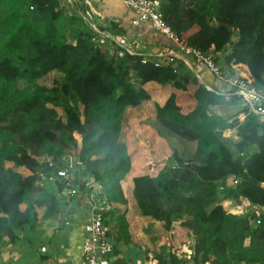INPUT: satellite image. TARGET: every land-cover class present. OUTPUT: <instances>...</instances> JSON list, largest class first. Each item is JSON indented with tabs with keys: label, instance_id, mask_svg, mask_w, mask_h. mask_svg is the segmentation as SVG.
<instances>
[{
	"label": "trees",
	"instance_id": "16d2710c",
	"mask_svg": "<svg viewBox=\"0 0 264 264\" xmlns=\"http://www.w3.org/2000/svg\"><path fill=\"white\" fill-rule=\"evenodd\" d=\"M183 3L161 1L181 38L223 66L247 65L264 90V0ZM95 36L62 0H0V241L17 243L18 231L59 208L45 178L63 193L57 168L67 167L85 175L84 187L101 181L112 203L127 204L130 188L153 240L148 219L189 230L185 254L164 237L144 250L157 264H264V122L246 107L243 121L229 122L212 111L225 96L187 66L144 63ZM148 100L155 118L126 117ZM253 145L258 151L246 157ZM118 212H105L115 221V257L133 243L128 213Z\"/></svg>",
	"mask_w": 264,
	"mask_h": 264
},
{
	"label": "crops",
	"instance_id": "0c3cea01",
	"mask_svg": "<svg viewBox=\"0 0 264 264\" xmlns=\"http://www.w3.org/2000/svg\"><path fill=\"white\" fill-rule=\"evenodd\" d=\"M66 2L71 4L70 7H67ZM196 2L197 0H184L183 4L185 7H196ZM62 5L66 12L71 15L83 16L97 37L104 39L108 46L123 44L127 46L128 50H125L128 52L161 62L167 60L166 56L170 55V50L177 53L178 56L172 42L152 28L148 22H139L138 24L132 22L135 14L125 0H62ZM214 49L215 46L213 45L211 50ZM123 52L124 50L120 53ZM175 63L182 72H188L184 69L187 66L188 73L200 77L209 90H211L210 87L217 88L219 86L213 75L203 66L195 64L194 61L190 60L188 64L186 61L176 59ZM231 67L242 76L249 77L250 75L249 68L243 63L233 64ZM225 69L229 71L231 68L225 66ZM186 107L188 111L192 104H186ZM136 108H138L137 113L133 115H128V112L134 108H127L126 117L141 114H147L153 118L156 116L155 104L152 100L145 101ZM244 108L245 104L237 96H225V100L214 105L212 111L227 118L229 122L233 120L241 122L247 115ZM235 130L228 129L226 131H229L230 134L226 131L225 134L231 136L234 133L232 137L236 139L238 136ZM257 151L256 145L251 146L245 152L246 157ZM78 175H74L76 182L83 188L82 182L86 177L82 173ZM45 181L48 187L52 184L54 190L57 191L60 202L59 208L46 217L36 228L26 227L18 231L20 239L17 243H12L9 240L0 241V264H81L83 243L87 233L85 223L91 218L87 202L83 195L74 199L66 193V190L62 193L54 184V179L45 178ZM127 192V204L113 203L109 211L113 209H117L118 213L127 211L133 243L130 246H122V250L119 253L117 252L116 257L113 253L111 256L112 262L114 264H126L127 262L129 264L157 263L152 259V253L144 252V250L146 251L150 247L159 248L156 243L160 240H154L155 244H153L151 235L145 233L144 220L134 194L130 188ZM257 209V207L251 208L253 211ZM259 209L264 211V207ZM107 221H109L107 223L109 230H115L114 219L107 217ZM152 221L153 219L148 220L149 223ZM149 223L147 228L154 231L156 237L165 236L166 244L178 248L180 255L188 251L186 244L189 241V234L186 228L179 229V235L184 234L186 236L185 243L180 245L181 240L173 239L171 243L167 241L166 234L159 230L158 225L160 224L158 223L160 222L156 221V224L150 226ZM171 231L175 233L176 238L177 233L174 232L175 230L172 229ZM150 243L153 246H150ZM42 246L47 247L46 251H42Z\"/></svg>",
	"mask_w": 264,
	"mask_h": 264
},
{
	"label": "built area",
	"instance_id": "2783aa9c",
	"mask_svg": "<svg viewBox=\"0 0 264 264\" xmlns=\"http://www.w3.org/2000/svg\"><path fill=\"white\" fill-rule=\"evenodd\" d=\"M131 7L135 16L132 19L134 24L139 22H148L152 28L165 36L175 46L177 53L170 50L167 63H172L176 66V59L186 61L190 60L195 64L206 68L213 77L218 81L217 88L210 87L211 90L225 96H237L245 104L260 121L264 122V90L257 87L248 77L238 74L233 68L225 69L219 61L216 60L212 51H204L201 48L187 43L181 38L177 31L165 20L162 9V0H125ZM93 40L104 42V39L93 37ZM108 45V44H107ZM111 51L121 52L127 46L115 45L109 46ZM148 58H144L143 62H147ZM156 65L160 61L155 62ZM50 165L56 167V163L49 161ZM57 176L62 180L67 194L74 199L84 196L87 206L91 212V218L85 223L86 236L83 243V258L81 264H114L111 259V253L115 248L114 240L108 235V224L105 212L110 210L113 203L108 200L105 193V188L101 181H93L84 189L76 182L75 176L67 167H58ZM238 181L235 180V183ZM261 222L257 220V224ZM42 251H46L47 247L42 246ZM126 264H129L127 262ZM157 264V263H152ZM187 264H193L192 261ZM205 264V263H203ZM208 264V263H206Z\"/></svg>",
	"mask_w": 264,
	"mask_h": 264
},
{
	"label": "rangeland",
	"instance_id": "374dc122",
	"mask_svg": "<svg viewBox=\"0 0 264 264\" xmlns=\"http://www.w3.org/2000/svg\"><path fill=\"white\" fill-rule=\"evenodd\" d=\"M80 4V3H79ZM66 5H67V7L69 6V5H71V4H69V3H67L66 2ZM70 7V6H69ZM71 11V10H70ZM70 14V13H69ZM58 24V26L60 27V29H64L65 27H66V25H67V21L65 20V19H62V20H59V22L57 23ZM134 109H131L129 112H128V115H133V114H135V113H137V109L138 108H136V107H133ZM237 114V113H236ZM228 134H230L229 133V131H226ZM234 135V133L231 135V137ZM65 190H66V188H65ZM66 193H67V190H66ZM149 220V219H148ZM151 220V219H150ZM151 224H156L154 221H152V222H150L149 223V226L151 225ZM158 224H160V225H158L159 226V230H161V232H164L165 234H166V236H167V241H169V243H171L172 241H173V239H175V240H181L180 241V245L181 244H184L185 243V238H186V236L184 235V234H182V235H179V230H176V229H174L175 231L174 232H176L177 233V237L175 238V233H172V231L169 233L168 231H165L164 230V228H163V225H162V223L160 222V223H158ZM181 230V229H180ZM188 230V229H187ZM184 233V232H183ZM187 233L189 234V230L187 231ZM162 237H164L165 238V236H159L158 237V239L160 240ZM166 239V238H165ZM151 241H152V243L153 244H155V242H154V240H152L151 239ZM160 243V241L159 242H157L156 243V245H158ZM165 243H166V240H165ZM150 246H153V245H151V243H150ZM184 249V248H183ZM186 249V248H185Z\"/></svg>",
	"mask_w": 264,
	"mask_h": 264
}]
</instances>
